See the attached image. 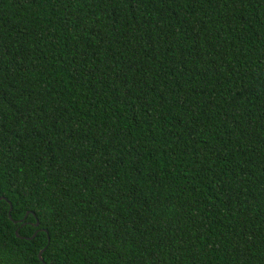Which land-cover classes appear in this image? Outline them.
Here are the masks:
<instances>
[{
  "label": "trees",
  "instance_id": "obj_1",
  "mask_svg": "<svg viewBox=\"0 0 264 264\" xmlns=\"http://www.w3.org/2000/svg\"><path fill=\"white\" fill-rule=\"evenodd\" d=\"M0 264H264V0H0Z\"/></svg>",
  "mask_w": 264,
  "mask_h": 264
},
{
  "label": "water",
  "instance_id": "obj_2",
  "mask_svg": "<svg viewBox=\"0 0 264 264\" xmlns=\"http://www.w3.org/2000/svg\"><path fill=\"white\" fill-rule=\"evenodd\" d=\"M10 210H11V207H10V209H9V213H8L9 215H10ZM35 225H38V221L35 222ZM15 233L17 234V230L15 231ZM34 235H35V233H34L31 237H29V238H32ZM42 250H43V249H42ZM42 250H40V251L38 252V257H39V259H41V260H42V257H41Z\"/></svg>",
  "mask_w": 264,
  "mask_h": 264
}]
</instances>
